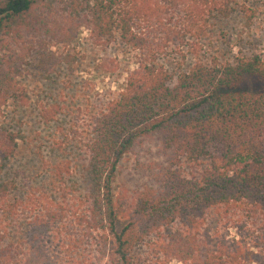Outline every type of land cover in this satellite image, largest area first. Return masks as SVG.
Instances as JSON below:
<instances>
[{
  "label": "trees",
  "instance_id": "trees-1",
  "mask_svg": "<svg viewBox=\"0 0 264 264\" xmlns=\"http://www.w3.org/2000/svg\"><path fill=\"white\" fill-rule=\"evenodd\" d=\"M238 9L249 8L239 0H0V116L10 101L28 103L21 76L31 51L72 46L82 26L143 55L91 116L85 192L74 196L62 182L61 200L30 194L24 235L13 242L0 231V264H78L53 250L56 239L83 245V264H264V91L244 87L249 77L264 80V54L200 59L177 77L150 60L186 43L198 56L210 21ZM56 114L41 112L45 121ZM17 145L0 123V164ZM71 169L59 165L58 174ZM63 228L84 235L70 230L67 239ZM147 239L152 257L140 262L136 248Z\"/></svg>",
  "mask_w": 264,
  "mask_h": 264
},
{
  "label": "rangeland",
  "instance_id": "rangeland-1",
  "mask_svg": "<svg viewBox=\"0 0 264 264\" xmlns=\"http://www.w3.org/2000/svg\"><path fill=\"white\" fill-rule=\"evenodd\" d=\"M239 1L249 9H238L228 17L213 18L207 35L202 39L204 47L198 56L189 51L190 45L186 43L180 47L172 45L166 51L151 56L150 60L177 77L200 59L208 61L217 57L233 61L237 56L264 54V0ZM48 52L32 50L23 66L21 85L28 103L10 101L0 116V123L15 132L18 140L15 152L0 164V184L6 183L3 188L8 190L7 202L17 203L13 206L0 201V231L13 242L26 231L25 216L31 213L21 210L23 200L30 194H46L61 200L65 191L61 189L62 182L74 196L85 192L89 177L84 150L91 136V116L104 109L108 101L119 94L129 73L139 66V60L143 58L140 51L127 47L118 36L108 41L99 39L92 36L87 26L81 27L74 45H50ZM244 87L264 91V80L249 77ZM44 107L57 110L56 117L45 121L41 115ZM67 162L71 163L72 169L61 178L58 166ZM129 162L126 159L122 163L127 166ZM126 178L132 184H128L132 194L134 181L131 176ZM15 208L18 215L11 213ZM118 227H122V222ZM70 230L63 228L64 238L67 235H84L79 229ZM227 232L229 236H238L235 227L228 228ZM86 237L83 244L89 248L91 239ZM56 242L58 245H52L54 251H63L67 258L72 256L78 264H83L82 256L86 251L82 244L81 248L74 245L62 247L60 239ZM150 242L147 239L137 246L138 261L152 257ZM76 252L81 254L76 257ZM168 264L185 263L172 259Z\"/></svg>",
  "mask_w": 264,
  "mask_h": 264
}]
</instances>
